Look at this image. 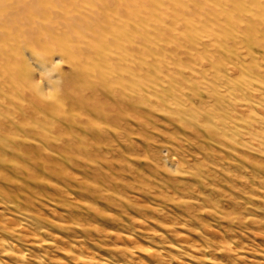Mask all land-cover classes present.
I'll use <instances>...</instances> for the list:
<instances>
[{
  "label": "rangeland",
  "instance_id": "374dc122",
  "mask_svg": "<svg viewBox=\"0 0 264 264\" xmlns=\"http://www.w3.org/2000/svg\"><path fill=\"white\" fill-rule=\"evenodd\" d=\"M254 52L256 62H242L264 70V49ZM27 56L35 82L53 100L59 91L50 81L68 66L55 57L60 66L45 81ZM184 63L189 80L178 92L166 83L148 88L115 122L67 106L64 130L47 124L46 137L34 132L23 142L43 147L32 159L38 177L0 179V191L9 189L0 194V238L13 253L24 249L18 264H264V146L253 150L248 133L264 131V89L254 80L257 95L248 89L234 97L231 83L209 70L190 77ZM224 75L237 82V74ZM246 102L252 109L240 113L236 104ZM23 138L24 131L7 139ZM5 158L1 169L31 161L19 149ZM97 168L105 179L96 178Z\"/></svg>",
  "mask_w": 264,
  "mask_h": 264
},
{
  "label": "bare ground",
  "instance_id": "6f19581e",
  "mask_svg": "<svg viewBox=\"0 0 264 264\" xmlns=\"http://www.w3.org/2000/svg\"><path fill=\"white\" fill-rule=\"evenodd\" d=\"M255 47L264 49V0H0V179L14 183V178L26 182L38 177L40 171L32 159L43 147L34 140L23 142L34 132L46 137L47 124L55 126L53 132L64 130L67 106L87 111L91 120L115 122L132 111L133 100L148 88L159 91L166 83L170 92H178L188 79L182 72L184 61L190 77L205 78L209 70L220 83H231L234 97L245 96L248 89L257 91L254 80L264 89V70L241 60L256 58ZM26 55L41 66L45 81L60 66L55 57L68 66V73L58 71L56 81H50L59 91L53 100H47L50 94L35 82ZM227 72L237 74V82L224 77ZM144 78L149 82L145 84ZM208 87L216 91L212 83ZM236 108L240 113L252 109L249 102ZM23 131L26 138L8 141ZM248 133L252 149H262L264 131ZM66 148L61 145L58 150L67 152ZM16 149L31 161L1 169L5 157ZM96 178L105 179L100 168ZM9 199L17 202L15 197ZM0 248L14 264L24 260V249L9 251L3 237ZM92 263L89 259L87 264ZM0 264L7 262L0 258Z\"/></svg>",
  "mask_w": 264,
  "mask_h": 264
}]
</instances>
